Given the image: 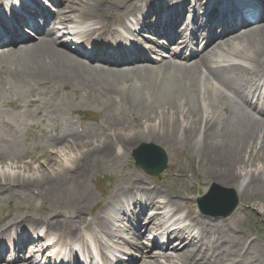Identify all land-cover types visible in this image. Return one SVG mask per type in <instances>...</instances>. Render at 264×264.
<instances>
[{
  "label": "bare ground",
  "instance_id": "1",
  "mask_svg": "<svg viewBox=\"0 0 264 264\" xmlns=\"http://www.w3.org/2000/svg\"><path fill=\"white\" fill-rule=\"evenodd\" d=\"M68 1L69 0H66V2ZM138 2L139 0H77L75 1V5L71 7L73 15H68V19L73 23L88 21V30L85 32V38H91L94 35L103 38L105 35L112 34V40H117L121 36L114 33L112 29H108V17L112 15V20H114L116 12L120 9L123 10L122 14L127 16L133 13L137 8L139 5ZM0 22H2L1 18ZM123 23L124 22H122V24ZM153 29L157 30L158 28L154 27ZM12 33H14V31ZM104 41H106V39ZM34 45L32 49L25 48L18 52L10 51L5 54L4 59L0 62L4 66L6 64L10 65L8 75L13 79L15 86H32L34 83H41L42 81H68L76 90L86 92L88 98L102 100V102L96 104L102 107L108 106L111 110V105L102 99V96L106 93L112 95L121 92L130 101L126 102L130 105L131 109L133 105L139 108L143 106H145V108H151L155 103L162 100L163 90L170 86L171 82L175 81L174 78L179 72V68L167 66L170 64L169 61L156 62L153 65H143L136 69L132 68L125 70H118L115 67H90L85 65L80 58L66 51L63 47L59 46L57 42H53L52 40L40 39L39 42ZM251 45L256 52L264 51V27L260 28L258 32H255L252 36ZM160 66H165V71H169L168 74L161 76L158 69ZM212 74L219 79V70L212 71ZM130 81L133 82L131 86L129 84ZM220 82L232 85L231 87L234 88L239 96L243 94L241 86L236 81L229 79L226 75L223 74L220 76ZM218 101L219 99L217 98L216 104ZM67 105L68 102H65L63 107ZM260 105H263V103H260ZM191 111L192 110H190V112ZM193 111L196 110L193 109ZM240 112H246L244 107L240 108ZM257 114L259 115L258 118L250 116L249 114L237 113L238 119L231 123H227L224 120H215L212 124L209 122L205 133L202 132L201 134L199 132L200 126L192 123L193 120L189 122V125L185 128H183V122L180 120L178 122H173L172 120L163 122L162 120L166 117L165 113L159 114L160 121L158 124L146 125L144 128L142 127L143 129L141 131L140 129H135L137 131L135 133H131L132 130L128 129L129 126L125 121L126 118H114L115 139H113L112 136L109 137L107 132L103 133L104 139L99 141V145L103 147L98 146L93 152H102L106 149L104 146H109L112 143L115 147L118 146V143L113 142V140L118 139H120L119 144L122 146L120 147V151L122 152L123 149L128 150L132 145L140 142H154L157 144L168 143L173 140L172 136L174 134H178L180 138L178 144H183L184 146L185 141L182 139L183 136L198 137L204 134L203 140L198 143V150L200 152L199 154L203 157V161L208 165L206 177L215 179L218 183L223 185L234 184L244 178V173L239 174V169L243 170L247 166L255 167L258 162L264 164V158L259 153L255 155L254 150H252L251 153L248 150L252 149V146L255 144L257 134L263 136L262 144L264 149V111H260ZM113 116L112 114L110 115V117ZM143 116L144 120L146 119L145 121H151L150 119H153L151 113H147ZM231 118L235 120V115H232ZM17 120H21V118ZM12 123L15 124L18 122L15 121ZM24 123L34 128V125L30 122L24 120ZM125 129L127 133H129L126 136L122 133ZM98 133L100 134V131ZM70 137H72L71 146L60 147L56 150L46 162L47 166L43 164L44 167L46 166L45 169H40L35 172L33 181H30L28 178L27 182H23L24 185L34 184L39 187V194L43 199L49 196V194L54 193L63 184H75L78 182L83 186L85 182L88 175L89 163L88 153L83 149L87 145L86 143L83 144L82 136L78 133H73ZM67 143L68 140L66 137H59L54 141L55 146H61ZM73 143L79 150L78 153H72L74 150ZM18 144L20 143L17 141L8 144L13 156L16 150H18ZM246 154L249 155V159H246ZM234 158L236 162L232 163ZM123 185L124 183H122L120 187ZM28 187L33 188L32 185ZM248 187L253 189L256 197L264 198V168L260 169L259 172L252 173L250 181L245 188L246 193ZM20 190L22 194H17L13 199L18 202V204H21V207L25 210L26 206H24V204L28 200V195L26 194L25 187L20 188ZM240 191L241 189L238 188V194H240ZM114 192L118 193L117 188H114ZM75 194L76 192L73 191V189L65 192V195L68 197ZM82 196L81 200L74 207L76 211H84L87 208L92 194L85 192ZM139 196L140 197L135 201L136 203L139 199H142V197H150L154 196V194L143 192ZM129 197L130 195L124 196L125 199ZM160 197H162V194ZM118 204L120 206V203ZM150 206V210H155V212L148 216L149 220L151 222L163 220L165 223L166 217H164V214L168 215L170 212H166V209L168 207L179 208V205L170 198L156 203L151 200ZM45 209L50 212L47 206H45ZM131 210L139 214V216L134 214L135 223L138 224L140 216H145L144 211L139 207H131ZM29 216L30 218L21 220L22 222L28 221L30 229H34L36 226H48L51 231H64L63 225L61 227L60 224L62 223L59 220L47 221L42 217ZM131 216H133V214ZM204 222V220L197 222L194 227L195 230H199V227L204 224ZM129 227H131V225H129ZM110 228V225L103 224L102 226V229L107 234H109ZM203 228L204 227H202V229ZM202 233L203 232H200L195 238L194 231L181 230L172 233L170 235L171 237H168L170 241L174 238L175 247L177 246L181 249V253L178 255L179 261L174 264H209L205 259L208 258L207 256L204 257V259L199 258V256H201L199 251L202 249L200 248L197 250L198 247L195 245L196 239L200 238V234ZM7 234L8 233H6L5 237ZM23 234H28L30 236V233L25 231H23ZM131 234L132 231H128V235ZM222 255L225 256L227 254L223 253ZM212 258H214V256H212L211 259ZM144 261H142L141 264ZM257 261L259 264L264 263L261 262L260 258H258Z\"/></svg>",
  "mask_w": 264,
  "mask_h": 264
},
{
  "label": "rangeland",
  "instance_id": "2",
  "mask_svg": "<svg viewBox=\"0 0 264 264\" xmlns=\"http://www.w3.org/2000/svg\"><path fill=\"white\" fill-rule=\"evenodd\" d=\"M67 116H70V113H68ZM60 122H61V119H60ZM94 124L95 123H93L92 121L89 122V126H91V128L93 127ZM131 129H133V128H131ZM109 147H111V145H109ZM259 147H260L259 144H257L256 150H259ZM171 148L172 147H169V146L166 147V149L169 150V152L171 154H173V152H176L175 150H173ZM90 153H91V150H90ZM107 155L110 158L113 156V152L110 150V148L107 149ZM95 162L98 164V162L96 160H95ZM235 162H236V159L234 158L232 163H235ZM185 164H186L187 168L188 167L192 168L193 158H192V161L190 159H188V161L185 162ZM103 166H101V167H103ZM107 167H109V166H107ZM107 167H105L103 169L98 168L100 170L96 171V173H97V176L99 177V179H97V177L94 176L91 179L92 182H90V186L92 189L91 193L96 195V196H94V199L97 201L99 199H102L103 194H104L103 187H102L104 184L103 183V175L109 174L107 171ZM257 169L259 170V168H257ZM119 171H122L121 166L119 168H117V171H115V173L117 174V173H119ZM186 173L188 175H191L189 172H186ZM166 174L167 173L164 174L163 178L166 177ZM245 174H246V171H245ZM170 175H171V173L169 172L167 177L169 178ZM186 178L187 177H181L180 175H177L176 177H173L171 179V181L169 180V182H170V185L172 187L176 188V186L178 187L182 183V180L186 179ZM211 183H212V181L209 179L208 185H211ZM108 184L109 183L107 182L106 185L108 186ZM112 189H113V187H112ZM200 191L202 192V188H200ZM56 192H55V195L57 198L59 196V193H56ZM64 200H67V198ZM72 200L74 201L75 199L72 198ZM242 201H243V206H242L243 210L239 214L234 215V217L230 218L226 222V224H228L231 228V230H230L231 236L235 237L236 235H238V232L236 230H240L243 232V234L245 235L246 238H248L250 236L251 238L256 239V242L254 244L255 247H254L252 254L251 255L249 254L246 258H244L240 262V264H254L255 261L252 260V258H250V257L259 256V258H261L262 260L264 258V257H262V255H264V254L261 255V253L264 252V198L259 197L258 200H251L249 198V196L246 195V196H242ZM65 204L72 205L71 203H65ZM261 262H263V261H261Z\"/></svg>",
  "mask_w": 264,
  "mask_h": 264
},
{
  "label": "water",
  "instance_id": "3",
  "mask_svg": "<svg viewBox=\"0 0 264 264\" xmlns=\"http://www.w3.org/2000/svg\"><path fill=\"white\" fill-rule=\"evenodd\" d=\"M235 202H236V199L234 200V202L232 203L233 205H231L230 206V210H232L233 208H234V204H235ZM224 206H222L221 208H220V211H218V213H220V214H223L224 213V209L225 208H223ZM228 212H225V214H227Z\"/></svg>",
  "mask_w": 264,
  "mask_h": 264
}]
</instances>
